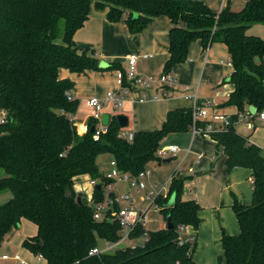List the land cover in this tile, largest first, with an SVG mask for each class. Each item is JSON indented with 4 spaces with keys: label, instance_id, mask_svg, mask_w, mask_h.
I'll return each instance as SVG.
<instances>
[{
    "label": "trees",
    "instance_id": "1",
    "mask_svg": "<svg viewBox=\"0 0 264 264\" xmlns=\"http://www.w3.org/2000/svg\"><path fill=\"white\" fill-rule=\"evenodd\" d=\"M107 10L110 22L122 20L133 34L142 33L157 17L168 16L169 57L164 73L184 63L189 48L200 40L204 50L224 43L234 72L230 82L235 89L225 105L239 111L247 106L264 107V40L248 34L252 24L264 23V0H246L241 10L228 4L215 13L203 0H0V109L7 122L0 125V189L12 197L0 205V245L22 220L33 222L37 234L24 241L47 264H193V244L181 243L180 225L200 224V205L184 201V181L173 175L167 197H159L160 212L171 216L173 228L147 231L148 240L114 253L90 256L99 239L117 241L120 225L96 222L88 204L79 205L75 179L88 175L99 180L96 201H104V185L112 183L98 165V158L110 154L120 170L137 176L149 163L162 160L156 152L172 133L190 131L191 108L168 112L160 129L138 131L132 143L119 138L121 130L113 116L108 132L96 141L88 120V130L79 134L71 119L80 105L70 94L73 82L61 80L59 70L72 72L103 70L95 53L80 49L75 33L89 19L91 7ZM122 70L119 64L106 69ZM234 116L233 120L236 121ZM211 137L226 155V167L252 170L253 202L233 206L241 231L223 234V257L218 264H264V155L262 149L238 133L235 125ZM175 203L168 207L171 198ZM137 226L131 238L145 234Z\"/></svg>",
    "mask_w": 264,
    "mask_h": 264
},
{
    "label": "crops",
    "instance_id": "2",
    "mask_svg": "<svg viewBox=\"0 0 264 264\" xmlns=\"http://www.w3.org/2000/svg\"><path fill=\"white\" fill-rule=\"evenodd\" d=\"M203 1L215 13H220L221 9L228 4L233 9L231 0L226 2L224 0ZM223 3H225L224 6ZM107 13L106 9H98L92 5L89 19L74 35L75 43L80 49L94 51L95 57L100 62L104 61L108 67L119 64L122 69L126 70L127 58L132 54L140 56L137 78L129 82L128 100L115 113L112 104L105 100L109 92L121 94L116 82L117 69L72 72L69 69L61 68L58 73L59 78L73 82L70 94L80 102L77 112L72 115L79 134H84L88 130L91 109L87 106V100L92 97H98L105 102L104 113H109L110 119L118 115L128 117V131L132 132L160 129L169 111L190 108L191 101L184 97L186 85L192 87V93L196 92L201 102L212 101L215 109L221 113L235 116L239 112L236 106L225 105L235 89L234 84L229 80L234 68L227 46L225 45V52V48L220 45L222 44L220 42L215 43L212 57L210 54L212 46L204 50L200 40L193 42L189 48L187 60L170 71L178 81L177 86L164 91L157 82L147 94L158 96V99L139 102L138 99L144 94L139 79L147 75L159 78L164 73L165 63L169 57V33L173 24L168 16H160L152 20L144 32L133 34L127 24L128 12L117 23L110 22ZM218 50L219 55L224 58L218 59L216 53ZM246 109L250 111V106H247ZM85 111H88L86 115ZM254 124L255 127L250 129L240 122L235 125V128L251 143L259 146L264 155V123L255 118ZM168 144L178 145L181 154L175 158L176 161L173 163L172 160L162 164L154 163L155 166H152L153 162L149 163L148 166L152 168L153 175L147 183L148 187L152 188L156 185L160 188L167 185L173 175L184 181L182 199L196 201L201 207L196 247L192 256L193 264H218L223 257V234L236 236L241 231L233 208L234 204L239 202L243 205H251L253 202V172L251 169L243 167L228 171L224 149L219 147L211 136L194 135L191 131L172 133L162 142V145ZM105 155L110 157L105 160L106 170H101L104 174L109 172L110 162L114 159L110 154ZM199 155L202 157L198 159ZM101 157L97 160L98 165ZM89 179L88 175L77 177L75 179L76 191L78 192L77 181L83 183V180H87L85 185L88 187ZM116 182L117 180L112 182L115 194L118 193ZM139 208H144V205ZM149 223L147 228L152 231L149 228ZM165 227L166 222L162 228ZM13 229L4 239L13 236ZM37 231L36 226L33 236L37 234ZM33 236H28L25 240ZM0 251V264H9L1 259L3 255L19 254L18 252L5 253L4 249ZM22 258L29 263L28 258ZM36 260L38 263L43 261L38 260L37 256Z\"/></svg>",
    "mask_w": 264,
    "mask_h": 264
},
{
    "label": "built area",
    "instance_id": "3",
    "mask_svg": "<svg viewBox=\"0 0 264 264\" xmlns=\"http://www.w3.org/2000/svg\"><path fill=\"white\" fill-rule=\"evenodd\" d=\"M225 2L227 0H224ZM244 2L246 0H243ZM225 3H223L224 6ZM224 7L221 9V11ZM140 56L132 54L127 58V68L126 70L117 71V86L120 88L121 94L117 92H109L106 97V102L112 104L114 112L122 106V104L128 100L130 92L129 82L137 78L138 62ZM232 64V63H231ZM234 72V71H233ZM141 90L144 94L138 99L139 102H145L149 100H156L158 96H149L147 93L150 91L152 86L158 82L163 88L164 91H168L171 88L177 86V79L169 72L163 73L159 78H156L154 75H147L139 79ZM185 99L191 101V111H192V125L190 131L194 135L202 136H211L215 132L226 131L232 125H236L240 122H243L248 128L253 129L255 127L254 119L264 123V107L260 110H257L255 114L251 113L248 109L245 108L244 111H239L235 116L237 117L236 121L233 120L232 115H227L216 110L212 101L207 100L201 102L197 93H192V87L186 85L184 87ZM87 106L91 109L90 119H93L97 122L95 124V132L93 133L94 139L98 141L102 134L108 132L109 125H104L103 114L105 102L98 97H92L87 100ZM72 119V117H71ZM73 120V119H72ZM7 122V112L0 109V125ZM111 122V119H110ZM135 132L128 131L125 128H121L118 136L121 139L126 140L129 143H132L134 140ZM181 154V149L176 144L160 145L156 152V157L162 160L164 163L166 160H172L179 157ZM202 155L198 156V159ZM155 163L159 164L158 161ZM161 163V164H162ZM153 175V170L147 166L142 172L137 176H132L128 172H124L119 169L116 160L113 159L110 162V170L108 173L104 174L107 179L112 180H122L130 183L135 187L139 192L143 193L141 197L142 203H144V208L140 209L135 206L134 200L129 194L119 195L115 194L112 183L104 185V201L98 202L94 197L95 189L97 185L100 184L99 180L89 179L88 188L90 189L88 194L83 193L84 198L87 199V202L84 201V204H88L92 209L93 219L96 222L108 221L111 223H117L120 225V230L118 232L119 239L117 241H110L107 239H99L101 244L92 248L89 252L90 256H98L102 254L114 253L125 247H135L136 240L143 239V243L148 240V232L150 231L147 228L149 223V211L156 210L160 211L161 207L158 204L159 197H167L168 187L171 182L169 179L167 185H163L158 188L156 185L152 188L148 187V181H150ZM86 191V192H87ZM121 201L126 202V206H121ZM142 226L146 231L141 238H131V232L137 227ZM190 225L182 224L178 229L179 238L181 243H190L193 244L197 238V231ZM131 240L133 244H122ZM142 243V244H143ZM38 260H44L42 254L36 255ZM3 261L8 262L9 264H29L24 258L19 254L8 255L5 254L1 257ZM176 264H180L177 262Z\"/></svg>",
    "mask_w": 264,
    "mask_h": 264
},
{
    "label": "rangeland",
    "instance_id": "4",
    "mask_svg": "<svg viewBox=\"0 0 264 264\" xmlns=\"http://www.w3.org/2000/svg\"><path fill=\"white\" fill-rule=\"evenodd\" d=\"M223 1V0H221ZM245 2L243 0H231V5L234 10H241L244 7ZM248 34L252 36L260 37L264 40V23H255L250 26L248 29ZM225 48L226 52V46L224 43L220 44ZM215 48V43L212 45V48L210 49L211 57L213 56V50ZM221 50V49H220ZM223 52V51H222ZM218 55V59L224 58L221 55H219V50L216 52ZM226 59V58H225ZM226 60H229L228 58ZM264 61V59H263ZM88 113V111H85V115ZM126 130H129V125L125 128ZM103 157V158H102ZM101 159H99V165L100 169L105 171L106 170V164L105 160H108L110 157L109 155H102ZM176 159H172V163L175 162ZM155 162L151 163L152 166H155ZM5 171L3 169H0V179L5 177ZM91 179V178H90ZM87 180H83V183L77 181V188L78 193H85L88 194L89 188L85 185ZM117 185V186H116ZM116 188H117V194L119 195H125L129 194L131 198L135 201V206L137 208L144 205L141 201V197L143 196L142 192H139L135 187L130 185V183L117 180L116 182ZM88 190V191H87ZM87 191V192H86ZM10 196H12L11 192L8 190H2L0 189V205L5 204L10 199ZM85 202H87V199L84 198ZM121 206H126V202L121 201ZM150 217V223L149 228L152 230H156L159 228H162L165 224V218L163 214L160 211L156 210H150L148 213ZM13 236H9V238L4 239L2 244L0 245V250H5V253L7 252H18L21 257L28 258L30 264H47L46 260H43L41 263H38L36 260V256L34 253H32L28 248L24 246L25 238L28 236H33L36 232V225L31 222L30 220L25 219L22 224L19 226V228L13 229ZM99 245L101 244V241L98 240ZM134 242L131 240L125 241L122 246L126 244H133ZM143 243V239L136 240V245H141ZM1 252V251H0Z\"/></svg>",
    "mask_w": 264,
    "mask_h": 264
},
{
    "label": "water",
    "instance_id": "5",
    "mask_svg": "<svg viewBox=\"0 0 264 264\" xmlns=\"http://www.w3.org/2000/svg\"><path fill=\"white\" fill-rule=\"evenodd\" d=\"M100 67L103 68V69H106V68H108V65L104 61H101L100 62ZM250 111L253 114H255L257 112V109L255 107H252L251 106L250 107ZM117 119H118V122H119V125H120L121 128H126L128 126L129 119L125 115H118L117 116ZM102 122H103L104 125H109V123H110V114L109 113H104L103 114V120H102ZM91 132L92 133L95 132V126L94 125L91 127ZM165 162H170V160H166ZM96 188L97 189H101V186L100 185H97ZM76 201H77V203L79 205H81V206L84 205L83 193H78L77 198H76ZM174 203H175V199H174V197H172L167 206L168 207L173 206ZM166 227L168 229H172L173 228L171 216H168L167 219H166Z\"/></svg>",
    "mask_w": 264,
    "mask_h": 264
}]
</instances>
